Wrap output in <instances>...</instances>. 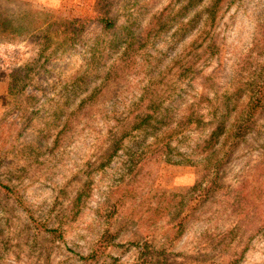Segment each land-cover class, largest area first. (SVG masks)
<instances>
[{"label": "rangeland", "instance_id": "374dc122", "mask_svg": "<svg viewBox=\"0 0 264 264\" xmlns=\"http://www.w3.org/2000/svg\"><path fill=\"white\" fill-rule=\"evenodd\" d=\"M0 264H264V0H0Z\"/></svg>", "mask_w": 264, "mask_h": 264}, {"label": "trees", "instance_id": "16d2710c", "mask_svg": "<svg viewBox=\"0 0 264 264\" xmlns=\"http://www.w3.org/2000/svg\"><path fill=\"white\" fill-rule=\"evenodd\" d=\"M105 23H107V21H105ZM256 103V102H255ZM255 103H250L248 105V111L246 110L242 116V120H246V118L251 114V110L255 107ZM257 105V104H256Z\"/></svg>", "mask_w": 264, "mask_h": 264}]
</instances>
